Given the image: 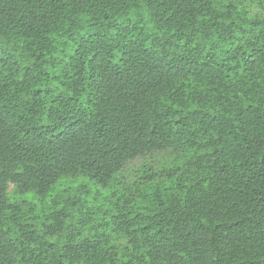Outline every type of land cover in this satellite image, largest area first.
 Instances as JSON below:
<instances>
[{"label":"trees","instance_id":"1","mask_svg":"<svg viewBox=\"0 0 264 264\" xmlns=\"http://www.w3.org/2000/svg\"><path fill=\"white\" fill-rule=\"evenodd\" d=\"M0 264H264V0H0Z\"/></svg>","mask_w":264,"mask_h":264},{"label":"rangeland","instance_id":"2","mask_svg":"<svg viewBox=\"0 0 264 264\" xmlns=\"http://www.w3.org/2000/svg\"><path fill=\"white\" fill-rule=\"evenodd\" d=\"M253 8H254V10H257L256 7H253ZM165 154H167V153H165ZM161 158H162L161 155H159V153H158L154 156V158L152 160H148V161L138 160V161L131 163L130 166L127 168V171L125 174V176H127V180L132 181V180L137 179L138 172H139L140 168L143 167L144 164L145 165H148V164H156L157 165L160 162Z\"/></svg>","mask_w":264,"mask_h":264}]
</instances>
